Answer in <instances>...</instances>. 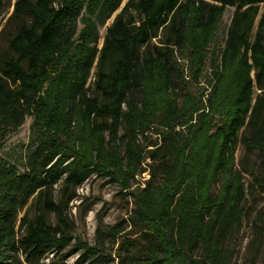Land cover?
Here are the masks:
<instances>
[{"label": "trees", "instance_id": "obj_1", "mask_svg": "<svg viewBox=\"0 0 264 264\" xmlns=\"http://www.w3.org/2000/svg\"><path fill=\"white\" fill-rule=\"evenodd\" d=\"M122 2L15 0L2 25L0 148L32 121L27 142L0 156V264H232L251 173L236 166L239 142L260 157L264 183V0ZM92 174L133 202L126 221L99 223L93 244L64 216ZM125 222L138 235L122 234Z\"/></svg>", "mask_w": 264, "mask_h": 264}, {"label": "rangeland", "instance_id": "obj_2", "mask_svg": "<svg viewBox=\"0 0 264 264\" xmlns=\"http://www.w3.org/2000/svg\"><path fill=\"white\" fill-rule=\"evenodd\" d=\"M123 0L121 6L125 3ZM15 0H10L5 6L3 13L0 15V30L5 23L6 18L13 10ZM234 7H227L222 16V21L219 30L216 34L215 41L210 46L211 55H214L217 50L223 45L225 33L230 25ZM263 5L260 4L259 13H261ZM115 14V13H114ZM114 14L100 28V36L98 46L102 45L103 36L106 26L112 21ZM259 15L254 21L253 32L256 28ZM153 43H158L159 38L154 37L151 40ZM186 59V55L180 54L177 51L178 58ZM183 65L185 62L177 60ZM209 61H206L208 67ZM189 80V79H188ZM187 80V85L193 90L196 86L193 82ZM94 81V76L91 75L89 83ZM96 93V92H95ZM123 108L125 106L123 105ZM32 117L27 116L23 124L14 132L7 135L3 146L0 148V156H7L15 145L26 143L29 136L30 124ZM122 128L120 133H122ZM107 137V133H106ZM155 134L151 135V140L156 139ZM236 166L242 165L248 167L251 173H243V183L246 187V195L244 201V215L233 232L229 235L227 242L231 249L232 264H264V183L260 180L262 175L260 167V157L256 152L248 153L242 142H239L235 151ZM149 176L147 171L141 175H137L139 182H143ZM56 189L59 185L55 186ZM216 186H214V189ZM77 195L70 200L68 207L65 210V218L67 221V229L75 238H80L91 244L96 242L97 227L99 223L104 226H113L120 222L126 221L131 209L133 208L132 197L120 191L119 183L108 182L107 178L92 174L89 176L77 189ZM35 208L31 206V213H34ZM50 221L56 222L57 218L54 213L47 214ZM256 221V222H255ZM255 223L258 224V228ZM126 232L131 237L138 235V227L125 222ZM121 236V235H120ZM119 236L116 241H108L110 250L115 255V250L118 246ZM73 243V242H72ZM78 253H74L67 258L69 263H72ZM48 258H46L47 260ZM114 263H116L114 261Z\"/></svg>", "mask_w": 264, "mask_h": 264}, {"label": "built area", "instance_id": "obj_3", "mask_svg": "<svg viewBox=\"0 0 264 264\" xmlns=\"http://www.w3.org/2000/svg\"><path fill=\"white\" fill-rule=\"evenodd\" d=\"M178 60L181 61V62H185V63H183V68L187 72V61H186V59H183V58L179 57ZM186 77L188 78V76H186Z\"/></svg>", "mask_w": 264, "mask_h": 264}]
</instances>
